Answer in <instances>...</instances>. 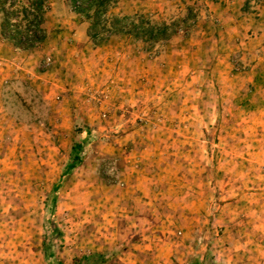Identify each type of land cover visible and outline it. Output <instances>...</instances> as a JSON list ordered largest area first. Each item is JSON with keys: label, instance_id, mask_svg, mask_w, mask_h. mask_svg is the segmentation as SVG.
Instances as JSON below:
<instances>
[{"label": "rangeland", "instance_id": "obj_1", "mask_svg": "<svg viewBox=\"0 0 264 264\" xmlns=\"http://www.w3.org/2000/svg\"><path fill=\"white\" fill-rule=\"evenodd\" d=\"M49 2L40 46L18 49L0 29V264H46L45 203L57 183V251L66 263L128 244L114 264H187L201 231L232 218L220 212L224 197L216 201L221 183L199 180L202 169L215 177L222 153L191 151L188 131L207 126V140L197 137L205 145L233 127L237 146L264 147V91L253 96L249 87L260 70L247 60L264 51V0H120L116 12L159 22L193 15L153 50L115 37L95 49L69 0ZM77 117L99 139L60 182ZM132 131L140 135L133 142L125 139ZM241 179L231 178L239 187Z\"/></svg>", "mask_w": 264, "mask_h": 264}, {"label": "trees", "instance_id": "obj_2", "mask_svg": "<svg viewBox=\"0 0 264 264\" xmlns=\"http://www.w3.org/2000/svg\"><path fill=\"white\" fill-rule=\"evenodd\" d=\"M73 10L87 24L90 45L98 48L111 38L132 39L142 42L146 50H153L157 45L166 43L192 24L193 15L175 23L159 22L145 15H125L116 12L120 0H69ZM248 2L242 8L248 12ZM49 0H0V29L4 40L11 42L18 49L29 50L40 46L47 39L44 28L47 13L50 11ZM186 32V31H185ZM98 131L84 117H77L74 123L73 139L69 147L60 182L71 177L83 167L98 142ZM60 183L52 187L46 200L45 224L49 238H46L42 252L46 264H68L57 251L58 243L63 238L56 212L59 202ZM196 252L189 257L187 264H224L216 258L213 249L208 247L201 252L203 237L200 236ZM129 248L120 244L101 253L85 254L73 259L70 264H114L119 256Z\"/></svg>", "mask_w": 264, "mask_h": 264}, {"label": "crops", "instance_id": "obj_3", "mask_svg": "<svg viewBox=\"0 0 264 264\" xmlns=\"http://www.w3.org/2000/svg\"><path fill=\"white\" fill-rule=\"evenodd\" d=\"M256 53L262 56L260 60H250L249 57L247 59L249 60V66L257 67L260 70L257 74L250 77L249 87L252 89L251 93L256 92L253 96L264 91V51L259 50ZM243 54L245 55L247 53L243 52ZM248 54H251V52ZM243 58L245 60L246 56H243ZM259 113L260 116H263V112ZM205 119L201 116L200 121L205 123ZM252 122L255 121L252 120ZM229 129H231V132L226 131V135L217 133L218 135L214 144H208V141H205V143L207 142L205 145H201V140L200 143H197V137L201 135V137L204 136L205 140H207L206 137L209 134L207 126H204L200 132L188 131L190 135L188 138L192 139V141H187L191 146V151L199 150L208 155L209 153H213L212 147H215L216 149L214 150L217 153H222L221 158H219L213 170L215 177L209 178L208 175L204 177L203 174H207L208 172L207 169H202L201 171L198 170V172L202 173L199 180L201 181L207 178L206 185L208 188H212L213 185L216 187L218 185L217 183H221L219 185L220 190L218 191L222 192V194H218L216 201L220 200L221 196H223L226 203L220 206V212L221 214L228 212L232 216L230 219H221L222 222H220L219 227L216 229L213 228L212 231L207 229L210 227V223L205 230L203 229L201 231L202 233L198 235L199 238L200 236L203 237V248L201 252L204 254L208 247L212 248L217 260L224 264H264V147L260 149H258V146L251 148L250 144H254L253 140L251 142L246 140L247 142H245L246 145L244 147L237 146L234 142L238 138L240 129L236 130L233 127H229ZM246 132L248 134L249 130ZM249 134L251 133L249 132ZM138 136H140L139 132L132 131L126 134L125 139L133 142V140L139 138ZM260 140L262 139L259 138ZM230 141H232L231 144ZM241 141L243 142L245 140ZM224 153L230 155H225ZM198 166L201 167V165ZM234 173H237L238 178H242L240 180L241 188L237 186L238 183L232 182L231 180ZM206 202L207 199H205ZM216 217H218V214H216ZM189 228L188 238L193 240V232L194 236L197 237L195 234L196 230L194 231V227L192 226ZM197 231L199 232V230ZM233 232L236 234V237L238 236V239L235 241H233L234 238H231ZM208 238L216 240L214 244L212 243L214 245L213 247L209 246L208 243L204 245L205 240H208ZM174 244L172 243L171 247ZM196 244L194 243L192 245V249L196 247ZM145 245L144 248L143 244L137 243L133 244V248L142 252H145V250H154L151 246L152 244ZM163 247L157 250H165ZM191 252L193 254L195 250L187 251L188 254H191ZM157 257H160V255H157ZM183 257L186 258L185 254H183Z\"/></svg>", "mask_w": 264, "mask_h": 264}]
</instances>
